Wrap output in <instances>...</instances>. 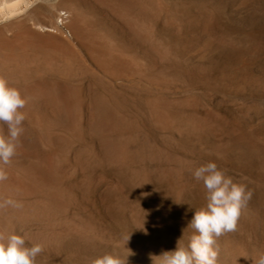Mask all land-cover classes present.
<instances>
[{
    "label": "rangeland",
    "instance_id": "rangeland-1",
    "mask_svg": "<svg viewBox=\"0 0 264 264\" xmlns=\"http://www.w3.org/2000/svg\"><path fill=\"white\" fill-rule=\"evenodd\" d=\"M0 75L27 100L0 230L35 264H162L209 162L252 193L218 264L264 252V0H32L0 19Z\"/></svg>",
    "mask_w": 264,
    "mask_h": 264
},
{
    "label": "clouds",
    "instance_id": "clouds-1",
    "mask_svg": "<svg viewBox=\"0 0 264 264\" xmlns=\"http://www.w3.org/2000/svg\"><path fill=\"white\" fill-rule=\"evenodd\" d=\"M27 100L19 88L9 84L0 75V123L7 125V135L0 133V182L8 179L7 165L17 154L20 138L25 131L26 114L22 111ZM197 181H202L207 191V204L195 211L189 228L194 230L187 246L177 242L174 251L162 253V264H218L219 249L216 239L237 230L242 209L251 199L246 186L226 176L215 162L195 169ZM22 202L12 198H0V210L22 207ZM44 250L42 243L26 246L23 235L8 234L0 230V264H35L36 257ZM156 264V257L151 256ZM252 264H264V252L251 258ZM92 264H126L119 256L105 253Z\"/></svg>",
    "mask_w": 264,
    "mask_h": 264
},
{
    "label": "bare ground",
    "instance_id": "bare-ground-1",
    "mask_svg": "<svg viewBox=\"0 0 264 264\" xmlns=\"http://www.w3.org/2000/svg\"><path fill=\"white\" fill-rule=\"evenodd\" d=\"M31 1L32 0H16L12 4L4 3L0 9V19L13 18L25 14L31 5Z\"/></svg>",
    "mask_w": 264,
    "mask_h": 264
}]
</instances>
